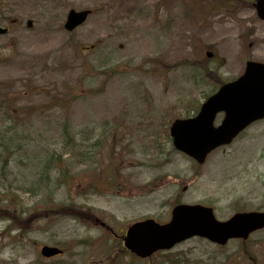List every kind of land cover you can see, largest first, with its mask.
Instances as JSON below:
<instances>
[{
    "label": "rangeland",
    "instance_id": "obj_1",
    "mask_svg": "<svg viewBox=\"0 0 264 264\" xmlns=\"http://www.w3.org/2000/svg\"><path fill=\"white\" fill-rule=\"evenodd\" d=\"M253 2L0 0V133L18 136L0 168V264H264V229L144 259L120 238L134 221H168L176 200L219 219L264 210V120L201 165L167 137L172 119L193 115L246 60L264 62ZM71 8L92 13L69 32ZM43 243L64 252L43 260Z\"/></svg>",
    "mask_w": 264,
    "mask_h": 264
},
{
    "label": "water",
    "instance_id": "obj_2",
    "mask_svg": "<svg viewBox=\"0 0 264 264\" xmlns=\"http://www.w3.org/2000/svg\"><path fill=\"white\" fill-rule=\"evenodd\" d=\"M260 18L264 19V0L256 1ZM89 9L69 10L64 28L72 30L81 24ZM30 22H28V25ZM5 28H0L4 33ZM207 56L211 53L207 52ZM224 116L219 125L213 120L217 112ZM264 116V64L247 61L244 73L224 83L202 103L195 117L176 119L170 127L173 145L201 162L206 154L218 145L228 143L250 121ZM264 227V212L238 213L225 222L216 221L210 208L201 205L179 204L171 210L167 223L158 224L152 219L133 223L123 237L125 246L141 257L158 249H169L177 242L200 236L224 244L231 237L246 238L254 229ZM61 250L43 245L40 253L54 256Z\"/></svg>",
    "mask_w": 264,
    "mask_h": 264
},
{
    "label": "trees",
    "instance_id": "obj_3",
    "mask_svg": "<svg viewBox=\"0 0 264 264\" xmlns=\"http://www.w3.org/2000/svg\"><path fill=\"white\" fill-rule=\"evenodd\" d=\"M204 71H207V68L204 67ZM67 135H69L68 131H65ZM18 140V136H10L8 138L4 137L3 134L0 133V168L4 170L9 164L10 158L12 157V154L15 152H12L11 150L13 149L14 143ZM21 148L24 150L25 147L21 146ZM49 161V157H46L45 162L47 163ZM44 176H47V173L42 169L41 170V175L39 178V185L41 187L44 186ZM61 210H70L69 207L67 208H62ZM48 213V212H47Z\"/></svg>",
    "mask_w": 264,
    "mask_h": 264
}]
</instances>
